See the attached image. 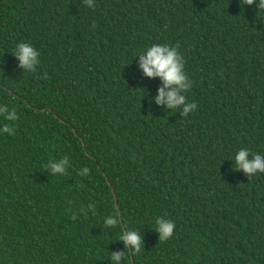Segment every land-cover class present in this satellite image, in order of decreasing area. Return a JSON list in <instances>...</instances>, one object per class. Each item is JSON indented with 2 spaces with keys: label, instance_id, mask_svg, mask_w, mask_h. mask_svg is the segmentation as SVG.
<instances>
[{
  "label": "trees",
  "instance_id": "trees-1",
  "mask_svg": "<svg viewBox=\"0 0 264 264\" xmlns=\"http://www.w3.org/2000/svg\"><path fill=\"white\" fill-rule=\"evenodd\" d=\"M95 2L0 0V104L19 117L0 115L15 125L0 135V264H110L125 230L144 245L122 264H264V173L230 160L264 154V13L243 0ZM22 41L41 53L34 72L11 54ZM153 43L185 60L187 116L144 97L160 82L136 56ZM64 156L71 167L51 175ZM157 217L176 225L168 240Z\"/></svg>",
  "mask_w": 264,
  "mask_h": 264
},
{
  "label": "clouds",
  "instance_id": "clouds-1",
  "mask_svg": "<svg viewBox=\"0 0 264 264\" xmlns=\"http://www.w3.org/2000/svg\"><path fill=\"white\" fill-rule=\"evenodd\" d=\"M84 3L89 9L96 7L95 0H84ZM243 4L255 5L256 13H264V0H243ZM11 54L18 61V67L22 72H34L40 63L41 53L28 42H19ZM136 57L139 58L137 70L149 80L158 78L160 82L155 95H150L142 88L145 92L144 97L148 96L150 103H154L158 108L180 109L181 116H187L197 108L195 101H188L186 93L191 89L192 81L185 71V60L176 46L153 43L142 49ZM0 115L10 122H15L19 118L16 109L9 108L7 104H0ZM14 131V123L0 127V135L5 133L12 135ZM230 160L233 161L235 170L243 171L249 178L264 173V154L251 152L246 147L237 150L234 158ZM45 167L51 175H63L71 167V161L68 156H64L49 160ZM88 174L87 167L79 170L81 176ZM88 207L93 212L95 211L94 203L89 204ZM72 218L75 219V216ZM117 223L118 218L115 214L106 216L103 220V225L108 228L116 226ZM175 227L173 220L157 217L155 232L158 233V240L165 241L171 238ZM117 241L123 244V250L109 253L110 264H122L129 253L134 255L144 245L143 235L135 230L122 231Z\"/></svg>",
  "mask_w": 264,
  "mask_h": 264
}]
</instances>
